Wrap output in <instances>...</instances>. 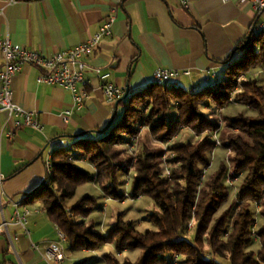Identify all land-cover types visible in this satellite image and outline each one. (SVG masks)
Instances as JSON below:
<instances>
[{"label":"trees","instance_id":"obj_1","mask_svg":"<svg viewBox=\"0 0 264 264\" xmlns=\"http://www.w3.org/2000/svg\"><path fill=\"white\" fill-rule=\"evenodd\" d=\"M239 49V57L232 54L224 60L226 78L215 85L187 89L153 82L120 101L121 114L97 135L54 148L52 174H46L42 184L24 196L23 203L41 202L72 251L95 250L113 243L116 252L104 253L103 264H264V225L255 230L257 218L252 208L259 204L264 218V83L254 76V70H264V32L251 31L235 51ZM236 90L235 101L255 115L226 117L222 127L217 117L203 109H223ZM143 125L162 141L174 138L181 125L205 136L171 146L175 156L170 176L165 175L162 149L138 152L131 167L134 177L129 195L153 199L156 210L149 217L157 229L139 231L133 221L120 214L103 235L80 218L91 214L95 197L86 194L70 208L67 201L79 185L88 182L99 183L114 199H125L119 177L130 171V160L122 156L119 147L132 141ZM213 130H220L222 145L230 151V172L228 164L222 162L205 179L204 169L211 165L214 150ZM71 155L75 161L86 158L95 172L69 162ZM227 176L243 179L235 200L220 212L230 199ZM193 218L196 232L189 239L188 224ZM255 242L259 243L257 250L252 248ZM133 250H140L136 260L118 256Z\"/></svg>","mask_w":264,"mask_h":264},{"label":"crops","instance_id":"obj_2","mask_svg":"<svg viewBox=\"0 0 264 264\" xmlns=\"http://www.w3.org/2000/svg\"><path fill=\"white\" fill-rule=\"evenodd\" d=\"M189 2V7L184 8L179 0H15L12 3L0 0V8H4L0 14V38L10 36L15 45L44 55L86 41L104 18L112 13L116 17L112 34L103 38L89 60L101 72L99 75L93 70L86 72L88 98L73 110L68 122L62 114L72 105L70 90L38 83L41 69L30 64H23L14 77V100L27 110L36 111L44 128L39 131L20 127L12 139L4 132L1 134L0 179L6 196L22 200L44 181L45 159L50 150L69 147L79 137L95 136L108 126L114 115H120V102L116 107L104 97L105 81L124 90L128 86L130 95L153 83L155 71L165 68L190 70V74L182 75L180 85L187 89L200 88L206 84L208 72L223 74L227 64L224 60L232 54L234 58L241 55V49L235 51L238 44L257 21L264 20V13L258 14L249 3L238 0ZM254 71L262 79L259 68ZM103 75L107 77L102 78ZM1 119L4 121V114ZM80 162L78 166L88 164L92 167L89 171L95 172L88 160L83 158ZM67 203L74 204L69 199ZM27 205L32 210L28 219L32 230L27 235L19 226L10 227L15 235L18 260L12 258L0 264H48L33 244L45 251L60 241L61 231L49 219L42 203ZM13 212L11 204H4L6 219H12ZM8 245L7 235L1 233L0 258L6 257ZM62 252L64 264L67 259L64 246ZM89 264H103V261L99 256Z\"/></svg>","mask_w":264,"mask_h":264},{"label":"built area","instance_id":"obj_3","mask_svg":"<svg viewBox=\"0 0 264 264\" xmlns=\"http://www.w3.org/2000/svg\"><path fill=\"white\" fill-rule=\"evenodd\" d=\"M225 2L231 0H224ZM241 3H249L253 10L258 13H264V0H238ZM15 0H10V3ZM180 5L184 8L189 7V0H179ZM116 11V8L113 9ZM4 13V8H0V14ZM116 20L115 14L112 13L99 26L98 30L86 41L67 49L59 50L50 55H44L37 51L26 49L15 45L10 36L0 38V58L2 67L0 69V136L4 132L9 139H12L15 130L20 127H32L36 130L43 131V124L38 119L37 112L27 110L14 100L12 90V82L16 74L21 70L23 64H30L41 69V73L37 77L38 83L49 85H59L73 94V102L70 108L64 110L62 117L68 122L74 109L80 108L84 101L88 98L86 91V72L93 70L98 75L100 68L90 65L89 60L94 52L100 47L104 37L112 34V27ZM252 31L254 34L264 32V20H259L254 25ZM264 74V70H262ZM190 74V70L165 69L159 68L154 73V82L178 86L180 85L182 75ZM103 75L102 78H106ZM226 74L217 75L208 72L206 83L215 85L220 79H225ZM104 97L109 103H116L121 100L125 94V90L109 81L102 84ZM4 114V121L1 115ZM219 144V143H218ZM74 155L68 157L73 160ZM46 174H52V150L49 151L45 159ZM4 204H11L14 208L12 219L8 220L3 214ZM0 212L2 222L0 224V234L5 233L11 238L10 227L15 225L21 227L28 235L27 230L28 218L32 213L31 208L23 203L22 200H15L11 196H6L1 189L0 179ZM191 223L188 224V226ZM66 240L63 232H60V241L51 244L42 253L45 260L49 263L63 264L64 255L62 252L61 242ZM33 247L39 251L40 247L33 244Z\"/></svg>","mask_w":264,"mask_h":264},{"label":"rangeland","instance_id":"obj_4","mask_svg":"<svg viewBox=\"0 0 264 264\" xmlns=\"http://www.w3.org/2000/svg\"><path fill=\"white\" fill-rule=\"evenodd\" d=\"M260 74L262 76V79H260L259 77L258 78L260 79L261 83H264V74L261 72ZM254 76H257V74H254ZM237 92H239V90H236L235 92L232 93L230 104H228L223 109L220 110L215 107L210 109L204 108L203 109L204 112L206 114H209L212 118L217 117L220 123L222 124V127L225 126L224 120L226 117H233L240 113L247 115H255L254 111L251 110L249 107L235 101L234 97L235 94H237ZM124 136L129 137L126 133ZM204 136L205 134L199 135L196 132H194L190 127L186 125H181L179 133L176 136H174V138L169 139L167 141H162L157 139V137H154L151 134L148 126L143 125L141 126L139 134L131 138L132 141H130L129 143H124L119 147L122 150V156L128 161L130 160L129 162L130 171L128 173H122L119 177L120 180L119 189L121 193L127 195L125 199H121V200L114 199L111 196L106 195V193L104 192L103 188L99 183L88 182L78 186L76 190V194L69 199V202L76 203L82 196L86 194L95 197L96 203L93 207V211L91 212V214L80 218L85 221L87 226L94 225V229L103 235L107 234L109 229L114 225L113 223L117 221L120 214H122L125 220L133 221L135 227L139 231H145L147 229H157V226L151 221L149 217V214L152 213L154 210H156V205L153 199L149 196H138L137 198H132L129 195L132 188V181L134 177V170L131 167L132 164L134 163L135 155L144 149L147 150L162 149L163 151L162 160H163V166L165 168V175L170 176L172 171L171 162L175 156V153L170 150L171 146L177 143H183L188 141L196 142L198 140H201ZM210 138L211 140L214 141V150L211 154V165L204 169L203 176L205 179L208 178V176L212 172H214L222 162L228 164L229 166L228 172H230V162H229L230 151L225 147H223L222 145V140L220 138V130L211 131ZM68 161L74 162L75 164L82 163L80 161H75V159ZM84 164L85 163L82 164V167H84L87 170H91L92 167L90 168L88 167V164L85 165ZM242 179L243 177H239L238 179H234L231 176L226 177L225 182L230 188V199L225 203V205L222 207L220 212H222L232 203V201L235 200ZM67 205L70 208L73 204L71 205L67 203ZM252 208L257 218V224L255 226V230H257L264 225V218L260 213L261 206L259 204H253ZM189 223H191V225L188 226L189 231L187 233V237L189 239H192L196 232L194 218ZM27 230L28 231L32 230L29 224H27ZM23 232L27 234L24 230ZM10 233L12 238L11 240L6 234L9 240V245H8L9 252L6 254L5 258L3 256H1L0 258V261L3 262L5 260L9 261L12 258L18 260L15 252V235L12 232V230L10 231ZM58 240H60V238ZM61 246H64L67 253V259L64 264H81L83 261H86V264H89L90 260L99 256L101 257L104 253L116 252L113 243L103 244L99 249H95V250L72 251L69 249V244L67 241L61 242ZM252 248L254 250H257L259 248V243L255 242ZM39 252L42 255L44 250L40 249ZM139 253L140 250L124 251L118 254V256L121 259L125 257H129L132 260H136ZM46 262L48 264H54V263H49L47 260Z\"/></svg>","mask_w":264,"mask_h":264},{"label":"water","instance_id":"obj_5","mask_svg":"<svg viewBox=\"0 0 264 264\" xmlns=\"http://www.w3.org/2000/svg\"><path fill=\"white\" fill-rule=\"evenodd\" d=\"M128 96H129V88L127 86L126 89H125V94H124L123 98L115 103L116 104V107L119 105V102L120 101H123V100L127 99ZM114 117H115V115L112 117V119H111V121H110V123L108 125L111 124V122L113 121Z\"/></svg>","mask_w":264,"mask_h":264}]
</instances>
